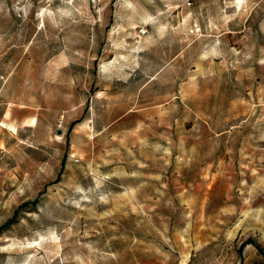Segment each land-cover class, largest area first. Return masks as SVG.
<instances>
[{
    "label": "rangeland",
    "instance_id": "1",
    "mask_svg": "<svg viewBox=\"0 0 264 264\" xmlns=\"http://www.w3.org/2000/svg\"><path fill=\"white\" fill-rule=\"evenodd\" d=\"M258 1L0 0V264H264Z\"/></svg>",
    "mask_w": 264,
    "mask_h": 264
},
{
    "label": "trees",
    "instance_id": "2",
    "mask_svg": "<svg viewBox=\"0 0 264 264\" xmlns=\"http://www.w3.org/2000/svg\"><path fill=\"white\" fill-rule=\"evenodd\" d=\"M258 5H259L260 7H263V6H264V1H263V0L258 1ZM251 241H252V240L249 239V240L246 241V243H250ZM257 247H258V249L261 251V247H260V246H257Z\"/></svg>",
    "mask_w": 264,
    "mask_h": 264
}]
</instances>
